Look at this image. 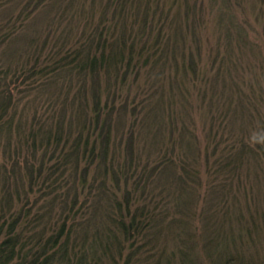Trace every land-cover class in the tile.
Wrapping results in <instances>:
<instances>
[{"label":"rangeland","instance_id":"1","mask_svg":"<svg viewBox=\"0 0 264 264\" xmlns=\"http://www.w3.org/2000/svg\"><path fill=\"white\" fill-rule=\"evenodd\" d=\"M30 1L0 0V45L8 40L4 33L10 24L22 21L21 11ZM42 1L25 21L23 34L41 31V41L50 35L53 43L72 36L85 40L88 27L105 19L112 4L110 0ZM137 7L152 11L156 26H163L158 52L163 51V56L159 65L155 63L156 71L149 66L132 69L127 78L135 87L133 95L138 91L142 110L133 128L135 155L143 164L158 168L143 181L140 193L130 188V195L122 190L117 198L136 202L132 214L144 203L160 207L152 212L149 237L141 234L144 239L138 243L129 235L124 243L118 222H109L117 239L108 253H98L97 258L100 264H152V256L164 264L165 255L170 264H264V0H141ZM106 23L110 22L103 20ZM18 44L22 50L27 46L24 38ZM194 57L199 61L197 77L183 81L184 62ZM160 65L164 73L159 76ZM3 74L0 81H12L13 70ZM81 75L71 72L53 78L50 81H66V92L59 93L58 86L51 84L25 99L19 116L31 117L44 103L68 92L72 114L79 103L78 87L93 84ZM101 81L106 87L113 79L107 75ZM161 81L166 97L164 91L158 97ZM127 89L126 85V95ZM247 95L246 103L241 102ZM128 126L130 120L119 110L114 122L116 144ZM171 139L177 141L175 148L166 145ZM169 151L175 161L171 168L162 166L160 159ZM5 160L10 165L1 148L0 162ZM109 200L111 195L101 196L103 205ZM98 216L97 223L107 219L103 207ZM149 241L142 250L145 254L128 258L132 246Z\"/></svg>","mask_w":264,"mask_h":264},{"label":"trees","instance_id":"2","mask_svg":"<svg viewBox=\"0 0 264 264\" xmlns=\"http://www.w3.org/2000/svg\"><path fill=\"white\" fill-rule=\"evenodd\" d=\"M110 2L103 19L110 23L103 25V20H98L91 24L85 40L72 36L53 43L47 35L41 41V31L25 36V21L42 0L30 1L21 11L22 21L11 23L4 33L8 40L0 45V50L5 47L0 51V77L10 69L13 79L0 81V149L4 148L10 159V165L7 160L0 162V264H100L98 253H108L117 239L118 233L114 234L109 222H118L124 243L126 235L135 242L144 239L141 234L149 237L152 212L160 205L144 203L132 214L136 202L127 197L118 200L117 195L122 190L130 195L132 189L140 193L145 179L158 168L143 164L135 155L133 128L142 110L138 91L133 95L135 87L127 78L132 69L140 71L149 66L156 71L158 58L163 56V51L158 54L163 26L157 25V29L152 11L137 7L141 0ZM35 3L39 4L32 6ZM21 38L27 45L23 50L18 46ZM48 42L52 43L50 48ZM195 55L201 61L200 55ZM192 60L184 62L183 81L197 77L199 61L196 57ZM160 68L159 76L163 72ZM71 72L93 81L90 87L84 83L78 87L75 112V106L72 114L68 112L72 101L68 92L44 103V108L36 109L31 117L19 116L23 101L51 84L58 86L59 93L66 92V81L50 80ZM107 75L113 81H107L105 87L101 79ZM159 85L158 97L163 91L166 97L164 82ZM248 97L240 101L246 103ZM119 110L125 112L130 126L116 144L114 122ZM176 142L171 139L166 145L175 148ZM162 155V166L171 168L173 153ZM105 193L111 200L103 205L101 196ZM138 197L143 201V193ZM101 207L107 219L97 223ZM149 243L132 246L128 258L145 254L142 250ZM151 258L152 264H162ZM165 258L164 264H170ZM139 260L142 262L141 256Z\"/></svg>","mask_w":264,"mask_h":264}]
</instances>
